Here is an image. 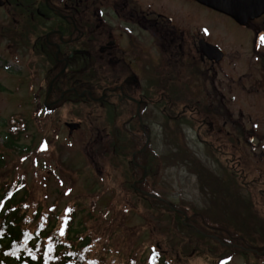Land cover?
<instances>
[{"label":"rangeland","instance_id":"rangeland-1","mask_svg":"<svg viewBox=\"0 0 264 264\" xmlns=\"http://www.w3.org/2000/svg\"><path fill=\"white\" fill-rule=\"evenodd\" d=\"M196 19L198 27L211 31H223L222 21L221 28L237 42L250 39L222 16L196 10ZM262 22L256 23L264 29ZM5 48L6 43L1 42L0 158L4 163L0 176L7 174L9 182L21 178L17 198L27 194L30 215L39 212L41 221L48 220L49 228L55 227L57 235L74 240L75 245L92 240L90 256L107 254L104 264H264V86L257 88L264 84V61L259 64L249 51L241 49L240 62L246 58L247 66L240 69L236 62L234 69L225 70L226 76L218 77L226 108L244 126L225 128L239 136L238 143L225 138L214 141V134L201 123V112H196L194 121L187 118L189 113L179 121L170 119L194 103H199L198 111L210 103L219 107L214 102L217 97L205 95L207 81H192L188 96L187 90L176 88L182 83L165 75L164 83L176 93L157 106L154 96L147 94L149 89L145 92L143 122L150 131L147 152L141 158L149 171L145 189L177 208L180 213L176 214L162 202L133 193L132 185L140 175L130 167V156L144 144L137 141L139 136L129 135L135 130L132 122L120 127L126 119L124 103L106 99L104 108L98 109L103 117L91 119L85 102L69 96L60 109L45 113L44 90L35 88L33 98L23 88L14 90L13 70L7 71L27 63L29 50L19 48V53L12 54ZM90 64L82 65L88 80ZM53 65L51 56L50 69ZM35 68V79L43 81L42 63ZM96 69L104 73L106 64ZM250 73H256L254 82L259 83L252 91L255 94L237 91L241 85H230L232 78L246 86L242 75ZM97 77L100 87H105L102 75ZM72 120L80 127L69 133L63 123ZM90 125L96 128L94 132ZM102 130L106 136L115 135L109 143H104L107 137L96 138V132ZM9 134L17 149L4 146ZM207 139L214 142L213 150L204 144ZM91 152L96 155L89 160L97 169L86 158ZM215 237L229 246H220L212 239Z\"/></svg>","mask_w":264,"mask_h":264},{"label":"flooded vegetation","instance_id":"flooded-vegetation-1","mask_svg":"<svg viewBox=\"0 0 264 264\" xmlns=\"http://www.w3.org/2000/svg\"><path fill=\"white\" fill-rule=\"evenodd\" d=\"M196 10L228 19L195 0H0V42L6 43L9 53L19 48L30 53L27 63L17 70L12 69L11 74L16 79L14 90H44L46 108H58L69 96H74L85 102L93 118L103 117L98 109L104 108L106 99L124 103L126 119L120 127L132 122L135 130L129 135L131 138L139 136L137 141L144 142L149 132L143 122L145 92L149 89L147 94L154 96L157 106L166 96L176 93L164 83L166 76L182 83L176 88L187 90L188 96L192 94V81L203 80L210 88L205 92L206 97L212 93L217 97L214 102L219 105L216 108V104L210 103L202 109L209 132L214 134L215 141L228 137L238 143L239 136L226 132L225 128L243 127L241 118L234 119L226 108L218 77L226 76L225 70L234 69L236 62L241 64L240 69L247 66L246 58L240 62L241 49L249 51L252 59L264 57V29L256 23L262 20L264 25V15L244 26L229 18L234 26L231 28L250 35L249 40L237 42L221 28L222 21L220 29L223 31L198 27ZM36 63H42V71L46 72L41 82L35 79ZM104 63L106 71L98 72L96 68ZM83 64L91 65L89 80L84 77L87 72L83 71ZM97 74L105 79V87H100ZM242 76L246 86H242L239 79L229 80L230 85H241L237 91H253L259 85L254 82L256 73ZM263 86L262 83L257 88ZM185 113H189V120H194V106L183 107L170 119L179 121ZM112 123L115 124V119ZM102 133L105 131L96 132L97 136Z\"/></svg>","mask_w":264,"mask_h":264},{"label":"trees","instance_id":"trees-1","mask_svg":"<svg viewBox=\"0 0 264 264\" xmlns=\"http://www.w3.org/2000/svg\"><path fill=\"white\" fill-rule=\"evenodd\" d=\"M6 176H0V264H104L107 254L91 258L92 240L75 245L74 240L61 239L55 227L49 228L48 220L41 221L39 212L30 215L27 194L17 198L20 180L9 182Z\"/></svg>","mask_w":264,"mask_h":264},{"label":"water","instance_id":"water-1","mask_svg":"<svg viewBox=\"0 0 264 264\" xmlns=\"http://www.w3.org/2000/svg\"><path fill=\"white\" fill-rule=\"evenodd\" d=\"M212 6L231 14L238 22L254 19L264 12V0H219L217 5Z\"/></svg>","mask_w":264,"mask_h":264},{"label":"snow or ice","instance_id":"snow-or-ice-1","mask_svg":"<svg viewBox=\"0 0 264 264\" xmlns=\"http://www.w3.org/2000/svg\"><path fill=\"white\" fill-rule=\"evenodd\" d=\"M262 39H264V37H262Z\"/></svg>","mask_w":264,"mask_h":264}]
</instances>
